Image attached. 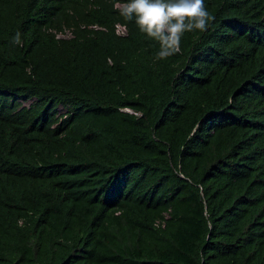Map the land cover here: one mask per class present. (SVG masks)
<instances>
[{"label":"trees","instance_id":"1","mask_svg":"<svg viewBox=\"0 0 264 264\" xmlns=\"http://www.w3.org/2000/svg\"><path fill=\"white\" fill-rule=\"evenodd\" d=\"M118 2L0 0V264H264V0L165 60Z\"/></svg>","mask_w":264,"mask_h":264},{"label":"clouds","instance_id":"2","mask_svg":"<svg viewBox=\"0 0 264 264\" xmlns=\"http://www.w3.org/2000/svg\"><path fill=\"white\" fill-rule=\"evenodd\" d=\"M114 7L123 9L120 15L125 21H134L144 35L158 42L157 60H165L180 54L185 34L204 33L215 20L205 0H127L125 4L115 3ZM117 24L118 27H124L125 31L126 25L119 23H114V31ZM55 37L68 38L70 32L68 30L57 32ZM12 42L16 45L21 44L20 32L15 34ZM27 103L29 99L25 101L21 99V104Z\"/></svg>","mask_w":264,"mask_h":264},{"label":"built area","instance_id":"3","mask_svg":"<svg viewBox=\"0 0 264 264\" xmlns=\"http://www.w3.org/2000/svg\"><path fill=\"white\" fill-rule=\"evenodd\" d=\"M115 32H116L117 34H122V33H124V27H118V24L115 25Z\"/></svg>","mask_w":264,"mask_h":264}]
</instances>
